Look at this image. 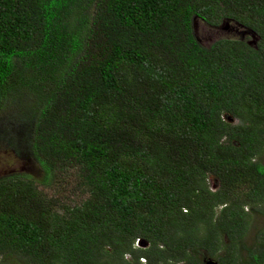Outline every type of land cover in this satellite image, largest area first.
Wrapping results in <instances>:
<instances>
[{
  "label": "trees",
  "instance_id": "16d2710c",
  "mask_svg": "<svg viewBox=\"0 0 264 264\" xmlns=\"http://www.w3.org/2000/svg\"><path fill=\"white\" fill-rule=\"evenodd\" d=\"M9 110L0 264H264V0H0Z\"/></svg>",
  "mask_w": 264,
  "mask_h": 264
},
{
  "label": "rangeland",
  "instance_id": "374dc122",
  "mask_svg": "<svg viewBox=\"0 0 264 264\" xmlns=\"http://www.w3.org/2000/svg\"><path fill=\"white\" fill-rule=\"evenodd\" d=\"M196 28L195 33L200 38L201 42L204 44H209L211 41L217 37H249V41L256 40V37L252 36L250 33H243L244 28L238 26L237 23L233 22L230 28L225 27V23H222V28L219 26L217 28L210 27L205 22L197 20L195 22ZM251 35V36H250ZM16 110H9L0 115V125L2 128L12 129L13 120H16ZM38 171L37 166L32 164L29 160L25 158H20L15 156V154L7 149H0V177L8 174H12L18 171ZM211 187L215 188L216 182L210 180ZM255 222L259 225L264 226V217L255 218Z\"/></svg>",
  "mask_w": 264,
  "mask_h": 264
},
{
  "label": "water",
  "instance_id": "95a60500",
  "mask_svg": "<svg viewBox=\"0 0 264 264\" xmlns=\"http://www.w3.org/2000/svg\"><path fill=\"white\" fill-rule=\"evenodd\" d=\"M223 23H225V27L230 28V25L232 23L231 20H226ZM239 26V25H238ZM194 27L196 28V24L194 23ZM220 27L222 28V24L220 25ZM243 33H250L252 36H254V38L256 37V40L250 41V42H256L257 41V35L254 31L250 30V29H244ZM203 264H219L218 260L210 257V258H205Z\"/></svg>",
  "mask_w": 264,
  "mask_h": 264
},
{
  "label": "built area",
  "instance_id": "2783aa9c",
  "mask_svg": "<svg viewBox=\"0 0 264 264\" xmlns=\"http://www.w3.org/2000/svg\"><path fill=\"white\" fill-rule=\"evenodd\" d=\"M141 261H142V262H145L146 260H145V258H141Z\"/></svg>",
  "mask_w": 264,
  "mask_h": 264
}]
</instances>
